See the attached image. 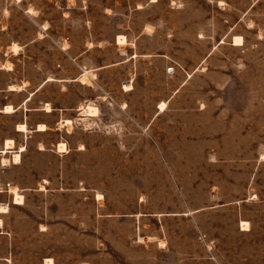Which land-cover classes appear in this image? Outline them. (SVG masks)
<instances>
[{
  "label": "crops",
  "instance_id": "obj_1",
  "mask_svg": "<svg viewBox=\"0 0 264 264\" xmlns=\"http://www.w3.org/2000/svg\"><path fill=\"white\" fill-rule=\"evenodd\" d=\"M138 1L103 10L119 21L116 32L102 39L92 30L97 20L88 15L90 40L80 50L61 38L43 41L40 29L52 22L39 10L22 9L38 27L32 37L31 28L19 22L0 28V264H95L92 254L78 250V239L91 237L102 239L100 264H159L141 244L132 261H119L126 253L127 225L133 235L148 215L141 208V186L108 182L100 190L89 176L95 152L110 159L117 143L141 142L142 127L151 128L162 112L159 103H168L175 91L166 71L170 56L143 48L157 41V21L146 18L137 32L129 30V22H137L130 14L150 11L158 2ZM69 9L62 16L72 29L77 20ZM218 13L227 25L217 41H264V0H214L215 36ZM89 106L97 114L86 112ZM150 232L145 246L154 242L148 238L156 232Z\"/></svg>",
  "mask_w": 264,
  "mask_h": 264
},
{
  "label": "rangeland",
  "instance_id": "obj_2",
  "mask_svg": "<svg viewBox=\"0 0 264 264\" xmlns=\"http://www.w3.org/2000/svg\"><path fill=\"white\" fill-rule=\"evenodd\" d=\"M134 4L0 0V10L13 9L0 12V28L19 22V27L31 28L32 37L38 27L22 9L39 10L52 22L50 29H40L43 41L61 38L80 50L90 40L91 30L84 24L88 15L97 20L92 30L102 39L116 32L119 21L117 14L103 10ZM152 6L129 15L137 21L129 22V30L137 32L146 18L157 21V41L145 42L143 48L170 56L166 71L175 91L168 103H159L162 112L151 128L142 127L141 142L117 143L110 159L95 152L94 172L89 173L100 190L108 182L141 186V208L148 215L133 235L127 225L126 253L119 261H132L142 246L151 249L148 253L159 264H264V41H217L227 24L225 14L221 23L218 13L215 36L214 0H158ZM69 8L77 20L72 29L62 16V11L70 15ZM183 78L187 81L179 87ZM82 79L88 80L86 75ZM149 232L156 236L145 246ZM102 245L98 237L78 239L79 253L92 254L95 264H100Z\"/></svg>",
  "mask_w": 264,
  "mask_h": 264
},
{
  "label": "bare ground",
  "instance_id": "obj_3",
  "mask_svg": "<svg viewBox=\"0 0 264 264\" xmlns=\"http://www.w3.org/2000/svg\"><path fill=\"white\" fill-rule=\"evenodd\" d=\"M120 41L122 40V41H126V39H125V36H121L120 38ZM235 39V41H234V44H236V45H241L242 43H243V41H242V38L241 37H238V38H234ZM121 41V42H122ZM124 41V42H125ZM83 79H85V77L83 78ZM15 87V86H14ZM128 87V86H127ZM10 106V105H9ZM49 106V105H48ZM47 106V107H48ZM164 106H165V103H162L161 105H160V108L161 109H163L164 108ZM12 108V107H11ZM49 108V107H48ZM48 108H46V109H48ZM86 108V107H85ZM8 109V108H7ZM11 110V109H10ZM86 109H84V111H85ZM86 112H89V113H91V114H97V112H98V109L96 108V107H92V106H89V108H88V110H86ZM87 114V113H86ZM88 115V114H87ZM66 123L68 124V126H71L72 127V122H71V120H66ZM60 125H61V123H60ZM40 126V125H39ZM43 127L45 126V125H42ZM19 127H20V125H19ZM41 127V126H40ZM39 127V128H40ZM22 129V128H21ZM69 129V128H68ZM10 142V141H9ZM65 143V142H64ZM64 143H62V144H60V149L62 150V151H66L67 150V146H66V144H64ZM16 159H17V157H16ZM6 162V161H5ZM16 190V189H15ZM19 196V195H18ZM17 196V197H18ZM20 198L22 197V195L21 196H19ZM18 197V198H19ZM17 198V199H18ZM20 201H21V199H20ZM1 207H3V206H1ZM242 225L243 226H245L246 225V223L245 222H242ZM243 229H246V228H243ZM50 259V258H49ZM47 263V262H46ZM50 264V263H49Z\"/></svg>",
  "mask_w": 264,
  "mask_h": 264
}]
</instances>
